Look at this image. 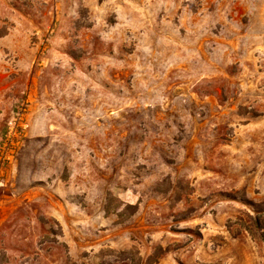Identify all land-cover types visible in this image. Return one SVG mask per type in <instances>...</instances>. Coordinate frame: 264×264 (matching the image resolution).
<instances>
[{
  "label": "rangeland",
  "instance_id": "rangeland-1",
  "mask_svg": "<svg viewBox=\"0 0 264 264\" xmlns=\"http://www.w3.org/2000/svg\"><path fill=\"white\" fill-rule=\"evenodd\" d=\"M0 264H264V0H0Z\"/></svg>",
  "mask_w": 264,
  "mask_h": 264
},
{
  "label": "built area",
  "instance_id": "built-area-1",
  "mask_svg": "<svg viewBox=\"0 0 264 264\" xmlns=\"http://www.w3.org/2000/svg\"><path fill=\"white\" fill-rule=\"evenodd\" d=\"M20 117H17L14 119V121H9L8 122V131L6 133V136L8 138H10V135L13 134L15 135V127H16V120L19 119ZM13 146V140L11 139H7L6 143L3 145V149L1 151V155L3 160H8L9 159V153L12 152L11 148Z\"/></svg>",
  "mask_w": 264,
  "mask_h": 264
}]
</instances>
